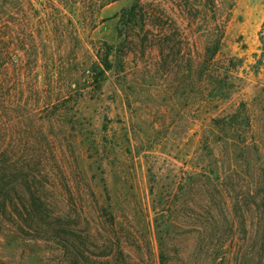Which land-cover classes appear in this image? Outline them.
Instances as JSON below:
<instances>
[{
    "label": "rangeland",
    "instance_id": "374dc122",
    "mask_svg": "<svg viewBox=\"0 0 264 264\" xmlns=\"http://www.w3.org/2000/svg\"><path fill=\"white\" fill-rule=\"evenodd\" d=\"M132 1L53 0L47 15L31 0L35 39L42 18L49 38L47 68L42 60L34 68L38 85L61 101L66 130L81 132L73 147L79 157L69 158L83 172L76 174L81 198L95 213H114L137 239V248L129 242L135 264L148 256L160 264L152 198L171 202L175 219L173 257L163 264H264V0H149L159 20L145 29L155 35L169 24L181 43L165 56L155 37L136 49L126 44L137 40L138 27L119 34ZM213 3L226 21L215 59L231 62L233 90L210 105L196 95L192 70ZM107 52L116 64L95 84L87 74ZM223 111L236 123L225 131L208 126ZM222 132L233 138L227 145ZM19 236L0 237V264H64L63 243ZM102 255L98 247V264Z\"/></svg>",
    "mask_w": 264,
    "mask_h": 264
},
{
    "label": "trees",
    "instance_id": "16d2710c",
    "mask_svg": "<svg viewBox=\"0 0 264 264\" xmlns=\"http://www.w3.org/2000/svg\"><path fill=\"white\" fill-rule=\"evenodd\" d=\"M37 1L42 10H49L47 15L56 10L53 0ZM151 2L133 0L129 7L123 8L119 34L128 35L131 28L138 27L137 40L125 41L129 47L136 49L151 36L157 39L163 56L171 55L175 48L181 47L171 25L167 24L155 35L145 29L151 19L159 20ZM34 9L31 0H0V237L17 233L20 239L34 243H63L64 264H98V247L104 254L99 264H135L129 242H134L137 248V239L118 225L114 213H95V206L79 193L76 174L83 172L74 169L69 158L75 163L79 157L73 147H80L81 132L66 130L61 101L38 85L34 68L36 62L42 60L46 70L49 38L45 30L47 20L42 18L37 20L41 34L35 39ZM219 11L220 7L213 3L208 36L204 41L199 38L195 41L197 55L192 70L196 95L205 98L210 105L221 104L233 90L232 83L228 82H231V62L225 64L215 59L226 28ZM110 54L104 53L98 62L92 63L87 79L95 84L105 79L116 64L109 58ZM204 93L206 95H201ZM223 113L210 117L208 126L225 131L236 123V115ZM73 122L70 121L74 126ZM222 133L227 145L228 139L233 138ZM232 143L238 144L237 141ZM195 175L203 181L210 178L204 173ZM151 211L158 259L163 264L173 257L168 252L175 239L171 202L162 200L160 204L152 198ZM148 253L151 255L149 249ZM146 264H150L149 256Z\"/></svg>",
    "mask_w": 264,
    "mask_h": 264
}]
</instances>
